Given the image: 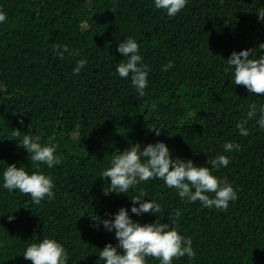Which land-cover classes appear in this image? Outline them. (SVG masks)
I'll return each mask as SVG.
<instances>
[{
    "label": "trees",
    "instance_id": "16d2710c",
    "mask_svg": "<svg viewBox=\"0 0 264 264\" xmlns=\"http://www.w3.org/2000/svg\"><path fill=\"white\" fill-rule=\"evenodd\" d=\"M258 8L264 0H188L168 17L154 0H0L7 14L0 23V264H32L23 253L43 238L67 250V264H104L100 250L118 241L115 230L94 220H112L123 207L141 225L155 222V213L131 212V197L140 192L161 205V223L192 240L194 259L172 264H264V130L258 116L245 125L248 136L236 127L251 103L264 105V95L235 85L224 72L233 51L264 43ZM129 37L150 69L144 97L130 77L116 72L126 60L117 47ZM54 44L79 55L60 59ZM81 59L86 66L74 75ZM169 61L174 67L162 70ZM13 129L20 137L13 138ZM25 134L56 145L62 163L52 169L33 164L18 146ZM157 142L172 158L198 167L229 157L213 174L227 178L238 199L226 211L205 208L181 200L159 179L105 195L110 178L102 173L111 159L133 144L142 151ZM226 142L239 144V151L224 152ZM11 164L51 176L55 199L35 205L19 190L4 189L3 172ZM147 264L159 261L149 257Z\"/></svg>",
    "mask_w": 264,
    "mask_h": 264
},
{
    "label": "clouds",
    "instance_id": "9594fccd",
    "mask_svg": "<svg viewBox=\"0 0 264 264\" xmlns=\"http://www.w3.org/2000/svg\"><path fill=\"white\" fill-rule=\"evenodd\" d=\"M188 0H154L156 9L164 10L168 17H175L187 5ZM258 18L264 19V8L256 11ZM7 14L0 10V23H4ZM264 50V43L256 49H246L240 52L233 51L226 60L227 66L224 68L226 74H231L234 84L244 86L251 94L264 95V54L257 52ZM53 51L60 59L64 54L69 56L79 55V51L69 50L68 45L54 44ZM117 51L126 60L118 63L116 72L121 78L128 79L135 88L139 97L145 96V89L148 86L147 76L149 67L139 54L140 48L136 40L129 37L119 43ZM87 61L78 60L73 74L78 75ZM174 67L172 61L163 66L164 71ZM152 105V108H155ZM256 119L260 129L264 130V105L251 103L246 114V119L238 121L236 127L241 136H248L249 130L246 128L248 120ZM22 124L23 121L21 120ZM155 130L157 136L160 129ZM21 135L19 129H13V138ZM18 146L23 147L28 153V159L33 164H44L52 169L63 161V157L56 154L57 146L41 144L40 137H33L25 134ZM224 152L230 153L233 150L239 151L240 145L234 142H226L223 145ZM229 157L218 155L214 159L207 161L211 167L195 166L191 160L172 158L170 150L163 142L147 144L141 151L139 143L133 144L129 149L119 152L110 161V167L102 173L103 178H110V186L103 189L104 194L111 192L126 194L130 189L140 182H147L152 179L164 181L168 188H175L181 200L190 203L197 201L205 208H215L226 211L230 202L238 199L237 191L227 181L213 174V169L219 170L227 167ZM3 188L12 192L19 190L20 193L31 197L35 205L47 198L55 199V184L49 175L35 171L29 174L23 167L17 168L15 164L8 165L3 172ZM211 194V195H209ZM146 193L140 192L131 197L134 206L131 212L137 216L145 213H155L158 218L153 223L141 225L133 221L128 211L121 207L114 214V219L100 221L98 217L94 221L102 223L104 228L112 232L115 230L116 246L106 244L99 253V259L104 264H147V258L151 257L159 261V264H172L173 260H178L187 256L191 261L196 256L192 247L190 237H185L179 233L175 226L169 223H161L159 214L163 212L160 204L155 201L145 200ZM138 204V207L135 206ZM82 216V215H81ZM178 220L181 212L177 210L174 214ZM9 221L14 217L8 215ZM120 249L122 251H119ZM25 260H30L32 264H67L69 255L67 250L55 239L43 238L38 243L30 244L23 253Z\"/></svg>",
    "mask_w": 264,
    "mask_h": 264
}]
</instances>
